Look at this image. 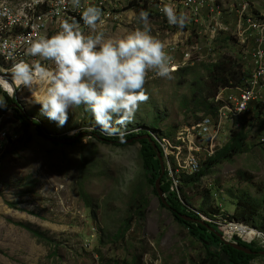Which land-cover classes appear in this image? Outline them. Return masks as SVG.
<instances>
[{"label":"rangeland","instance_id":"rangeland-1","mask_svg":"<svg viewBox=\"0 0 264 264\" xmlns=\"http://www.w3.org/2000/svg\"><path fill=\"white\" fill-rule=\"evenodd\" d=\"M218 1L222 6L230 4V0ZM147 13L150 34L163 42L171 61L180 59V46L187 48L197 42L199 48L206 49L204 41L193 38L192 31L197 25L189 19L187 11H184L187 20L183 28L170 25L154 11ZM142 29L139 13L129 11L116 24L98 25L91 35L104 33L106 39L118 40ZM171 46H175V50L168 52ZM229 47L233 48L219 39L214 45L221 55L233 57ZM204 52H193L191 57L195 59L178 66L170 79L150 71L144 86L150 99L141 104L132 123L125 128L116 126L108 132L96 124L83 106L69 109L67 123L60 127L41 113V106L30 91L24 100H8L4 94L6 105H10L6 111L9 115L5 117L13 119L22 132L13 141L19 144L18 149L13 151L14 144L10 142L1 160L0 264H198V259L205 255L201 244L173 220L169 210L161 207L151 188L143 186L148 205L129 211L132 190L144 182L138 157L140 146L107 147L90 139V132L96 129L108 134L107 137L125 135L142 126L155 128L174 141L180 135V151L185 157L190 154L189 141L200 147L202 144L208 147V152L200 156L201 172L209 156H217L232 137L245 132L244 152L205 171L202 182L192 189L183 192L180 189L178 200L210 214L217 213L215 207L218 206L234 219L236 199H261L264 142L260 137L264 136V101L254 103L239 117H230L232 121H226L224 126L210 127V136L220 130L215 142L206 139L201 143L194 138L207 113L216 124L219 106L216 102L211 104V99L206 101L208 109L202 106L210 92L204 65L213 60ZM45 88L46 85H39L35 96H42ZM11 103L18 104L48 137L62 139L64 135L80 134L78 139L81 140L71 146H55L53 141L42 137L34 125L26 130L17 121L16 107ZM32 114L40 123L35 117L31 118ZM213 143L218 145L210 149ZM165 173L167 175V171ZM206 197L212 212L201 209ZM87 199L95 202L93 208L88 207ZM239 221L256 228L251 225V219ZM17 223L38 230L41 238L34 237ZM237 242L240 241L237 239L234 243ZM250 264H264V257H256Z\"/></svg>","mask_w":264,"mask_h":264},{"label":"built area","instance_id":"built-area-1","mask_svg":"<svg viewBox=\"0 0 264 264\" xmlns=\"http://www.w3.org/2000/svg\"><path fill=\"white\" fill-rule=\"evenodd\" d=\"M165 5L172 6L177 15H184V11H187L189 19L197 25L192 31L193 38L206 43L205 50L199 48L197 42L187 45V48L180 46L182 48V50L179 48L180 59L171 61L175 69L195 59L191 56L196 50L199 53L205 51V55L214 60L217 54H221L214 48L218 39L229 40L227 43L233 47H229L232 49V55H238L240 58L241 84L234 88L227 87L231 91L220 90L215 97V102L219 105L216 124L210 114L204 115L203 118H206L200 120H203L202 127L194 134L198 142H205L206 139L215 142L220 130L216 135L210 136V127L216 129L219 128L217 125L224 126L226 121H232L230 117H239L248 112L250 109L247 107L248 104L264 101V0H230L229 5L223 6L218 0H81L79 9H73L70 0H43L40 4H33V0H0V69L8 68L13 62L21 60L30 64L39 61L50 69L54 68L51 62L40 61L39 57L27 55V48L32 41L40 37L54 35L65 20L77 23L85 36L91 35L93 32L81 19L82 12L88 6H96L102 10V17L97 26H105L120 22L129 11L136 12L139 7H144L143 11H154L168 23L167 17L161 11ZM5 44L7 48L4 47ZM174 50L175 46L168 48V52ZM8 79H11L10 74ZM27 94L29 90L22 86L16 91L15 99H27ZM6 114L9 115V111L0 115V166L3 153L6 152L9 143L17 139L22 132L13 119L5 117ZM33 117L37 116L32 114L31 118ZM37 118L36 120H39ZM96 130L109 136L99 129ZM134 131L148 133L159 151L163 152L167 164L169 191L180 197L182 174L192 175L198 172L202 161L200 156L208 152V147L205 148L202 144L200 147L191 140L188 143L190 154L181 157L179 153L173 154L174 149L182 154L180 135L177 141L173 142L157 129L138 128ZM220 135L222 137V132ZM260 141L264 142L263 135ZM216 145L218 144L213 143L209 148H215ZM175 164L177 168L174 169ZM184 207L199 220L213 224L219 232L221 231V238L224 241L236 238L245 244H254L264 250V239L254 238L252 235L253 230L264 233L261 230L238 222L220 208L217 213L210 214L209 211L201 210V212L190 208L187 202Z\"/></svg>","mask_w":264,"mask_h":264},{"label":"clouds","instance_id":"clouds-1","mask_svg":"<svg viewBox=\"0 0 264 264\" xmlns=\"http://www.w3.org/2000/svg\"><path fill=\"white\" fill-rule=\"evenodd\" d=\"M42 2L33 0V4ZM70 4L79 9L81 0H70ZM161 11L170 25L183 28L186 24L187 18L177 15L172 6L165 5ZM101 17L102 10L96 6L86 7L81 15L92 32ZM148 18L141 11L143 29L118 40L106 39L104 33L85 36L77 23L65 20L58 32L32 41L26 50L27 55L51 62L54 68L21 60L0 69V107H6L5 93L15 99L23 86L41 106V113L60 127L67 123L69 109L83 106L105 132L116 126L125 128L134 121L141 104L150 99L144 87L148 73L170 79L175 71L163 42L150 34ZM39 85L46 88L36 97ZM252 235L264 239V233L253 230Z\"/></svg>","mask_w":264,"mask_h":264},{"label":"trees","instance_id":"trees-1","mask_svg":"<svg viewBox=\"0 0 264 264\" xmlns=\"http://www.w3.org/2000/svg\"><path fill=\"white\" fill-rule=\"evenodd\" d=\"M142 9L144 10V7L137 8L136 9L137 13H140ZM219 40H221V42L223 41L224 43H227L229 41L226 39H219ZM232 56L233 57L217 54V57L214 60H212L211 63L204 65L207 73L206 80L208 83H210V87L208 88L210 92L206 94V99L202 102V106L205 107V109H208L206 107V105L208 104L206 102L207 99H211V104H215V97L220 92L221 89L241 84L240 81L242 78V68L240 66V58L238 55L235 54ZM15 115L17 121L26 130L27 128L32 126V123H34L27 118L26 116L27 114L22 112L19 106L15 108ZM139 128H149V127L142 126ZM79 135L76 134L74 136L64 135L62 139L76 138L74 142L66 143V145L71 146L78 143V141L81 140L77 138ZM143 135H147V133L146 132L136 133L135 131H132L125 135L112 136V137H107L98 131H95L94 133L90 132L89 134L91 140H95L107 147H126L129 145L139 144L140 148H139L138 157L140 158L141 161V168H142V175L144 182L143 184L141 183L139 186H137L132 190V194L130 196L131 206L129 208V211H131L133 208L141 210L148 205V197L145 196L144 193L145 189L143 187L144 185L151 188L152 193L159 199L157 191L155 189V182L158 179L161 172L160 161L157 156V150L152 146V144L148 140L146 139L135 140V137L143 136ZM246 137L247 135L245 134V132H241L238 135L232 137L230 141H228L224 145L223 149L220 151V153L217 154V156L207 158V160L204 162L206 168L202 172L200 170L199 173L193 176L182 174V185H181L182 192L187 189H192L196 184H200L203 180L202 178L205 176V171L210 170L214 165L223 162L225 160H229V158H232L235 155L243 153L246 145V141H245ZM130 139H133L131 143L125 142ZM12 144H14L12 147L13 151L18 149L19 144H16L15 142H13ZM53 144L58 147H62L65 145L60 143H53ZM83 160L84 161L86 160L85 157L83 158ZM160 188L164 193L167 202V205H164L159 199L161 207L169 210L173 220L177 222L180 226H182L188 232L191 238L196 242L200 243L201 246L204 248L205 255L202 258L198 259L199 260L198 264H250L251 260H253L256 257H259L258 252H260L261 249H259L254 244L246 245L237 242V244L249 249L251 252L254 253V254L253 253L245 254L241 251H237L227 245H224L214 233L208 231L203 226L197 223L183 221L182 219H180L178 217V214L185 215L191 218H197V217L187 212L185 210L186 208L184 207L185 203L179 202L178 197L169 191V182L167 181L166 173L162 177ZM208 194L209 191H207V196ZM83 196L85 197V195ZM207 198L208 197H206L203 203L201 204V209L207 208L211 211L210 209L211 207H209L207 203ZM93 203L95 202L89 201L87 199L88 207L90 206L92 207ZM215 209L218 210L219 207L217 206L215 207ZM220 209L222 210V208ZM232 215L235 220H242L244 222H247L248 220L251 219L253 221V224L251 225L255 226L259 230L264 231V190L261 195V199L258 201L252 199L247 200L245 198L236 199ZM130 217H133V215L131 214ZM130 220L131 219H129V221ZM17 224L24 226L34 237L41 238L42 234L38 230L28 228L26 224H22V223H17ZM208 225L211 226L210 224ZM211 227L217 231L215 227L213 226ZM210 246L214 247L216 252L210 251L209 250ZM219 253H224L227 256L228 259L227 263L219 261V256H218Z\"/></svg>","mask_w":264,"mask_h":264},{"label":"water","instance_id":"water-1","mask_svg":"<svg viewBox=\"0 0 264 264\" xmlns=\"http://www.w3.org/2000/svg\"><path fill=\"white\" fill-rule=\"evenodd\" d=\"M36 128L38 129V132L40 133V135L42 137L49 138L50 140H53V142H55V143L66 144L67 142H74L76 140V138H73V139H54L52 137H48L49 135L45 134L39 125H37ZM139 139L148 140L152 144V146L157 150V156H158V159L160 161L161 172H160V175H159L158 179L155 182V189L157 191V194H158V197H159L160 201L164 205H167V202H166V199H165V195H164V193L162 192V190L160 188V183H161L162 177L165 174L164 163H163V159H162V156H161V152L158 150L156 144L154 143V141L151 139V137L149 135H143V136L135 137V140H139ZM132 141H133V139H130V140H127L125 142L131 143ZM178 217L180 219H182L183 221L197 223V224L203 226L208 231L214 233L219 238V240L221 241L219 233L216 230H214L211 226H209L208 224H206V223H204V222H202V221H200V220H198L196 218H191V217H188V216H185V215H181V214H178ZM224 244L229 246V247H231V248H233V249H235V250H237V251H241V252H243L245 254L253 253L249 249H247V248H245V247H243V246H241V245H239L237 243H224ZM209 250L212 251V252H216V250L212 246L209 247ZM258 255L264 257V251L258 252ZM218 256H219V261L226 262V263L228 262L227 256L224 253H219Z\"/></svg>","mask_w":264,"mask_h":264},{"label":"bare ground","instance_id":"bare-ground-1","mask_svg":"<svg viewBox=\"0 0 264 264\" xmlns=\"http://www.w3.org/2000/svg\"><path fill=\"white\" fill-rule=\"evenodd\" d=\"M237 86V85H236ZM236 86H231V87H229V88H234V87H236ZM229 88H224L225 89V91H231V89H229ZM35 93H38V92H35ZM6 94V93H5ZM218 95V94H217ZM216 95V96H217ZM6 96H7V94H6ZM7 98H8V100H11L12 98H9L8 96H7ZM263 98H264V96H263ZM14 100H16V99H14ZM11 104H13V105H15V107H18L19 105L18 104H15V103H11ZM252 104H248L247 105V107L248 108H250V106H251ZM21 106V105H20ZM7 107H9L10 108V105H6V107H2L1 109H0V115H2V114H4V113H6V111L9 109V108H7ZM37 121H39V120H37ZM40 123V122H39ZM21 129V128H20ZM22 131V130H21ZM140 133V132H139ZM144 133H145V131H144ZM147 135H149L148 133H147ZM150 136V135H149ZM53 138V137H52ZM48 140H50L49 138H47ZM169 140H171V141H173L174 142V140H172V139H170L169 138ZM50 141H53V140H50ZM53 143H55V142H53ZM163 153V152H162ZM162 153H161V156H162V158L164 159V157H163V155H162ZM175 153H179L180 154V156L182 157V154L177 150V149H174L173 150V154H175ZM204 154V153H203ZM202 154V155H203ZM209 157H213V156H209ZM164 162H165V170L167 171V164H166V160L164 159ZM175 168H177V165H176V167ZM174 168V169H175ZM201 168H202V164H200V168H199V170H198V172H195V173H192V175L191 176H193V175H195V174H197V173H199L200 172V170H201ZM238 221V220H237ZM208 224H210L211 226H213V227H215L213 224H211V223H208ZM216 228V227H215ZM218 231V230H217ZM221 232V231H220ZM220 232L218 231V233H219V235H220V238H221V234H220ZM226 240H228V239H226ZM237 239L236 238H234L233 240H231V241H224L222 238H221V241L223 242V244L224 243H234L235 241H236ZM240 243H243V242H241L240 241ZM243 244H245V243H243ZM225 245V244H224ZM246 245H248V244H246Z\"/></svg>","mask_w":264,"mask_h":264},{"label":"crops","instance_id":"crops-1","mask_svg":"<svg viewBox=\"0 0 264 264\" xmlns=\"http://www.w3.org/2000/svg\"><path fill=\"white\" fill-rule=\"evenodd\" d=\"M16 104V103H15ZM32 125H34L35 126V124H33L32 123ZM36 127V126H35ZM163 159V158H162ZM163 163H164V170H165V162H164V159H163ZM165 172H166V170H165ZM165 175V174H164Z\"/></svg>","mask_w":264,"mask_h":264},{"label":"flooded vegetation","instance_id":"flooded-vegetation-1","mask_svg":"<svg viewBox=\"0 0 264 264\" xmlns=\"http://www.w3.org/2000/svg\"><path fill=\"white\" fill-rule=\"evenodd\" d=\"M222 242V241H221ZM223 243V242H222Z\"/></svg>","mask_w":264,"mask_h":264}]
</instances>
